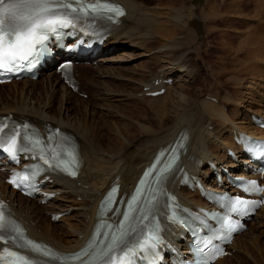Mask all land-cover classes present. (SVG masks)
<instances>
[{
	"label": "bare ground",
	"instance_id": "6f19581e",
	"mask_svg": "<svg viewBox=\"0 0 264 264\" xmlns=\"http://www.w3.org/2000/svg\"><path fill=\"white\" fill-rule=\"evenodd\" d=\"M115 1L118 2L124 9L125 15L119 20L120 23L109 26L110 35L107 38L106 43L114 47L120 45H127V47L133 45L134 47L135 45L140 47L139 49H141V47L145 49L147 44L150 42V36H159L161 39L163 38L164 41H168L166 43V49L163 52L166 54L165 62L170 66V68L166 67V69L169 68L166 72H163L161 69L158 72L156 71L152 74V76H149L151 77L149 80H145V75L142 72L139 75L140 78L138 77L139 79L133 77L132 75L137 73L136 67H134L133 72H131V69H127V71H125L128 72L130 76L128 74L123 75L116 72V70H119V68L122 70L126 68H114L112 66L106 67L104 74L111 73L113 71L114 76L123 80H127L128 85H120L128 88V90L116 89L111 91L110 81L97 80L93 82V78L91 79L92 76L89 78L85 75H80L79 80H81V84H78V92L86 91V88L82 83L83 80V82L88 86L92 85L93 83L98 86H103L104 89H99L100 91L96 90L95 97L98 99L105 98V100H112L114 99L112 98L113 96L110 98H107V96L115 94L120 96L117 98V100L122 97H126V99L134 98L137 101L141 100L145 101V103L148 102L149 106H151L148 109H139V111H137L136 107L133 106L128 110L126 109L127 112L125 111L126 113H124V116L132 118L133 122L130 121L131 123H127L123 121L118 123L114 129V134L117 137L115 140L109 137V143L107 145L102 144L100 140L104 136H102L101 132H98V120L94 119L93 117H91V119L88 117L89 119L87 120L86 113H84L82 116L78 109H71L69 105H66L71 103L70 99L71 97H74L75 94L72 89L60 83V79L55 72H50L47 75L48 80H45V90H43V94L46 93L48 96L45 94L46 98L44 97L43 100L35 98L37 100L36 104L31 102V100L34 99V96L36 95L35 91L33 88L26 89L25 84L28 81H38V79L22 80L24 83L21 88L16 86L19 81H12L10 83L13 84L14 88L11 89V92L3 91L0 85V113L11 112L17 118H29L37 124H45L46 122H49L53 126H59L61 129L71 132L79 144L81 168L78 177L76 179H65L62 177L56 178L54 183L50 184L48 187L51 189V191H61L62 195L55 197L50 203L44 206L47 208V211H50V213L59 211L61 212L65 209L73 210L75 214H73L71 218L62 217L64 220L66 219V221H69V218L74 221L70 225H67L69 226V231L61 233L56 230V226L51 224V221L46 222L44 221L43 217L41 218L40 216H37L33 209L34 206L36 207L34 204L36 201L34 203L28 204L26 201H31V199L15 194L14 191H9L0 178V194L10 200L11 206L14 209L16 215L26 224V227L29 229V233L39 240L44 241L62 251L73 250L84 242L92 226L98 200L102 192L109 186L114 177L118 176L121 183V189L128 191L133 186L136 178L144 166L150 162L156 150L159 147H164L167 144L172 143L176 138H179V136L184 133H188V137L190 139V145L185 159L188 158V160H190L187 162V164H189L191 168H197V170L201 171L202 174H207L208 170L206 168V159H215L217 161H221L223 157L226 158L225 161L229 164L228 166L236 167V165L228 161L225 154H222V156L218 155L219 149L222 148V143L220 144L219 142V140L222 139L220 130L216 129L214 132L213 130H207L208 125H212L211 121H215V117L218 118V121L220 119L222 122L232 123V120L229 118L230 115L228 114V111L221 110L217 104L213 103L212 101L210 102L209 100H203L199 103V101L197 102L194 97L191 96L192 93L190 90L180 86L177 88H173L172 86V83L175 80L173 77H171V73L174 70L183 69V72H185L184 75L189 77L191 76L193 79L192 70H190L187 65V57L189 56L188 50H190L191 42H193L197 38V34L200 33L201 27L200 20L198 16H196L194 10L189 9L186 12L185 7L181 6L180 4V6L177 8L174 6H169V13H167V11H164V7L161 8L155 5L151 8L148 7L143 1ZM167 1L170 2V0ZM198 1L199 0H196L197 3ZM237 3L238 2L236 1L235 5H237ZM217 4L218 3H215L214 6H218ZM256 8L257 10L255 13L258 12V15L261 12L264 13V0H257ZM177 29L184 36L179 42L173 41L169 43V41H172L169 39L172 38V35ZM256 38L257 36L254 38L253 35L247 36L244 41H238V45H233L234 48L231 47L230 49L231 51L234 50L233 53H238L244 49L246 52H248L247 57H251L253 62L256 61L263 63V59H260L259 57H253L256 56L255 54H264V49L262 51H256V49L259 47L257 44L260 41L258 38L262 37L258 36V38ZM153 42L154 41H152V43ZM227 47L228 46H226V48ZM186 53L187 55L185 56ZM143 54L145 55L146 53ZM98 60L100 62H114L116 59L114 56H101L98 57ZM252 61L250 60L249 66V69L252 72L253 70L257 73L264 71L261 70V68L259 70V67H256V64L252 65ZM167 78L173 79V82L171 84L155 85V81L162 83V79ZM149 82L150 85L154 86L152 90H157L161 87H164L166 89L164 94L157 97L146 98L143 87L147 86ZM58 83H60L61 86V95L59 98L58 109H56V107L53 105V102L57 96L55 86H57ZM139 83H141L142 86L139 90H137L136 84L138 85ZM49 87L51 90H49ZM130 89L131 91H129ZM183 89L187 92H183ZM87 91L89 93L94 92L90 88ZM138 91H141L143 97H136V93ZM208 95L210 97L214 96L211 94ZM136 100L132 99V103H137ZM63 101L65 102L63 107L64 112H66L65 115H61ZM80 101L85 103L82 99ZM102 106L104 105L102 104ZM70 109L75 110L77 115L71 116L69 114ZM123 109L124 108L121 110ZM149 111H151L153 114L155 122L154 124H143L140 121V118L149 119ZM236 111L237 109H234L232 115L236 114ZM170 116H173L175 121L171 122L173 119L171 120ZM250 116L251 115H249L248 120L250 119ZM135 118H137V120ZM168 121H170V124H168ZM102 123H104L103 129L109 128L108 122L102 120ZM242 123H244V121ZM245 128L246 127L243 125L232 126L230 132L231 140H221L223 145H225L224 150L226 147H233L232 134H237L239 131H242L252 135V132L247 131ZM258 134L259 135L252 136L264 138V133L262 130H260ZM182 191L184 194L183 198L185 199V203H188L189 201L191 203H200V199L196 197L197 195L195 193H190L188 191L184 193L185 190ZM76 197H81L79 202L75 201ZM58 201H66L71 203L64 206L58 204ZM16 202H18L17 205H15ZM49 219L51 220V216ZM256 219H259V223L258 226L255 227L260 229L263 228V233L264 227L262 226H264V207H262L257 212L255 220ZM255 227L251 226L248 228L247 232L245 231L241 233L235 238L233 244L230 247L231 251L237 248L241 249L239 250V253L235 254L234 256L237 260V264L247 263L246 257H244L247 254L252 259L254 250L251 247V244H253V242L258 244L259 236L253 232L250 240L245 239V237ZM55 231L57 233H55ZM227 260L228 257H224L219 259L215 264H222L227 262Z\"/></svg>",
	"mask_w": 264,
	"mask_h": 264
},
{
	"label": "snow or ice",
	"instance_id": "6c2138e0",
	"mask_svg": "<svg viewBox=\"0 0 264 264\" xmlns=\"http://www.w3.org/2000/svg\"><path fill=\"white\" fill-rule=\"evenodd\" d=\"M123 15L122 7L115 0H0V73L17 71L46 55L50 37H59L61 29L74 27L81 19L92 17L115 21ZM5 129H9L7 134ZM57 140L60 142L54 143ZM0 149L13 159L19 152H31L47 165V169L39 164L32 165L30 175L14 172L8 183L16 188L34 190V178L41 171L58 170L75 177L80 164L77 146L59 129L45 141L29 124H9V118H0ZM175 152L176 149H172V158L163 167L157 169L154 163L144 172L136 188L137 194L126 202L127 209L121 213L123 219L116 225H101L108 229L97 233L104 239L90 240L84 249L71 256L57 255L47 246L27 237L24 229L6 214L5 205L0 201V242L3 245L0 247V264H46V261L36 259L37 256L48 257L60 264L69 261H80L81 264H137V258L146 261L148 255H154L159 243V226L153 224L149 227L144 225V221L149 219V213L157 203L161 194L159 186L172 168ZM146 177H152L151 183L145 180ZM250 183L252 187L249 190L260 191L255 182ZM140 185H146V188ZM116 190L113 188L102 201V211L113 210L110 205L114 203ZM250 203L255 202L237 197L229 199L227 207L231 212H239ZM223 225L228 231L237 227L228 219L223 221ZM203 243L207 247L210 241ZM141 253L144 255L141 256Z\"/></svg>",
	"mask_w": 264,
	"mask_h": 264
},
{
	"label": "rangeland",
	"instance_id": "374dc122",
	"mask_svg": "<svg viewBox=\"0 0 264 264\" xmlns=\"http://www.w3.org/2000/svg\"><path fill=\"white\" fill-rule=\"evenodd\" d=\"M137 1H143L144 3H146L148 7L151 8L154 7L155 5L161 8L164 7L163 9H165L164 11L165 12L167 11V13H169V9H168L169 6L170 7L174 6L177 8L180 6V4L181 6L185 7L186 12L189 9L194 10L196 16H198L200 20L201 27H200V33L197 34V38L193 42H191L190 50H188L189 56L187 57L188 58L187 65L188 68L192 70L193 79L191 78V76L189 77L187 75H184L185 72H183L184 71L183 69L174 70L171 73V77H173V79L175 80L172 83L173 88H177L179 86L184 87L185 89L190 90V92L192 93L191 96H193L197 102L199 101L200 103V101L209 100L210 102L212 101L213 103L217 104L221 110L228 111V114L230 115L229 118L230 120H232L233 124L229 122H222L220 119L218 121V118L215 117L214 118L215 121L214 120L213 122L211 121L212 125H208L207 127V130H211V131L213 130V132L216 131V129L220 130L221 132L220 135L222 136L223 139V140L221 139L222 141L230 140L229 133L231 132V128L234 125L235 126L243 125L244 127H246L245 129L247 131L252 132V135H259L258 133L260 132V130L259 129L253 130V127L250 126L248 118L250 113H255L264 116V71L261 73H257L254 70L252 72L249 69L250 60L252 61V58L247 57L248 52H246L244 49L241 50L243 52L239 51L238 53H233L234 50L231 51L230 49L231 47L234 48L233 45L237 46L239 43L238 41H244V39H246L247 36H252V35L254 38L256 36L257 38L258 36L263 38V40L262 38H258V40L260 39L259 41L260 43L258 42L257 45L259 47L256 49V51L257 50L262 51L264 49V13L261 12L259 13V15L257 14L258 12L255 13V11L258 8V7L256 8L257 0H240V1L236 0L238 2L237 5H235L236 2L235 0H218V1L199 0L198 3L196 2V0H170V2H168L167 0H163V1L137 0ZM215 3H218L217 4L218 6L216 5L214 6ZM183 36L184 35L177 29L175 33L172 35V38L169 39L172 40L169 41V43L173 41L179 42ZM150 37H151L150 42L145 47V49L148 52L142 47L141 49H139L140 47L135 45L134 47L133 45L130 47H127V45H120L119 47L115 48V50H113L110 54L106 55L108 57L114 56L116 59L114 62L103 61L99 65L95 63V61L92 63L82 62L79 63L78 69L82 75H85L89 78L92 76L91 79L93 78L94 80V81L92 80L93 82L97 80L110 81L111 91L116 89L128 90V88L120 85V84L128 85L127 80H123L120 79L119 77L114 76L113 71L111 73L104 74L105 68L109 66H112L114 68L116 67L126 68L123 70L119 68V70L117 69L116 72L118 74L129 75V73L125 71H127V69H131L132 70L131 72H133L134 67H136L137 73H135V75L132 76L136 78L138 77L140 78L139 75L142 72L145 75V80H149L151 78L149 76H152L153 73H155L156 71L158 72L160 69L163 70V72H166L170 68L169 64L165 62L166 54H164L163 52L166 49V43L168 41H164L163 38L161 39L159 36H150ZM152 41L154 42L152 43ZM226 46L228 47L226 48ZM143 53L146 54L144 55ZM186 55L187 53L185 54V56ZM255 55L256 56L253 57L256 58L259 57L260 59L264 60V54L263 55L255 54ZM254 64H256V67H259V70L260 68L261 70H264V61L263 63L255 61L252 63V65ZM166 67L169 68L166 69ZM49 72L50 71L44 73L43 77L39 78L38 81H34V82L28 81L26 82L27 85L25 84L26 89L33 88V90L36 93L34 99L31 100V102H33L34 104L37 103V100L35 98L39 100H43L44 97L46 98V95L48 96V94L46 93L43 94V90H45L44 88L45 80H48L47 75L49 74ZM23 83H24L23 81H19L16 86L18 88H21ZM85 84L84 86L87 87V84L86 85ZM141 86H142L141 83H139L138 85L136 84L137 90H139ZM55 87H56L55 90L57 92L56 94L57 96L55 101L53 102V105L54 107H56V109H58L59 98L61 95L60 83H58L57 86ZM13 88L14 86L11 83L1 85V89L5 92H11L12 91L11 89ZM89 88L94 92L91 93L86 92L85 97H80L77 95L71 97L70 99L71 103H68L66 105H69L71 109L72 108H75V110L78 109L82 116L84 115V113H86L87 120L89 119L88 117H90V119L91 117H93L94 119L98 120V125H99L98 132H101L102 136H104L101 138L100 141L104 145H107L109 143L108 142L109 137L113 138L114 140L117 138L116 135L114 134V129L118 123L123 121L127 123L133 122L132 118L124 116V113L127 112L126 109L128 110L133 106L136 107L137 111H139V109H148L149 107H151L149 106L148 102L145 103V101H141V100L137 101L134 98H129L130 99L129 100L126 99V97H124L125 99L122 97L120 98L121 100L120 99L117 100V98H119L120 96L115 94L107 96V98L113 96L112 98L114 99L112 100H105V98L98 99L95 97L96 90L100 91L104 89L103 86H98L95 85V83H93L92 85L88 86V90ZM49 90H51L50 87ZM129 91H131V89ZM182 91L187 92L184 89ZM208 94L216 96V97L211 96L214 97L216 100L215 101L210 100L209 99L210 96ZM136 97L139 98L143 97L141 91H138L136 93ZM81 99L85 103L81 102L80 101ZM132 99L136 100L137 103L135 104L132 103L133 102ZM62 104L63 105H62L61 115H65L66 112H64V108H63L65 102L63 101ZM102 104L104 106H102ZM119 107L121 109L122 108L124 109L121 110ZM71 109L69 111V114L71 116L77 115L75 110H71ZM234 109L235 110L237 109V111L236 114L232 115ZM170 117L171 120L173 119L171 122L175 121L173 116ZM148 118L149 119L140 118V121L143 124H154L155 119L153 118V114L151 113V111L148 112ZM135 119L137 120V118ZM102 120L109 123L108 129H103L104 123H102ZM243 121L244 123H242ZM168 124H170V121H168ZM255 130H258L259 132H256ZM221 140H219L220 144L222 143L221 144L222 148H220L218 151L219 156H222V154H224V148H225L224 147L225 145H223V142H221ZM222 159H226V158L223 157ZM80 198L81 197H76L75 201L79 202ZM26 202H28V204L34 203V201H26ZM17 203L18 202H16L15 205H17ZM57 203L65 206L71 202L58 201ZM34 204L36 205V207L34 206L33 209L36 212V215L40 216L41 218L43 217L44 221L46 222L50 221L49 219L51 216L50 211H48L49 212L48 215L46 210L47 208L44 207V205H39L36 203ZM66 210L68 211V209H65L63 211L65 212ZM73 214H75V212L72 211L70 215L64 218H68V217L71 218ZM70 218L69 221L68 220L66 221V219L64 220L62 218L63 220L60 219V221L56 223L51 222V224L56 226L57 231L64 233L65 231H69L68 229L69 226L67 225H70L71 223L74 222ZM258 223H259V219L253 220L250 224V227L251 226L257 227ZM256 227L249 234L246 235L245 239L250 240L252 237V233L254 232V234H258L259 236L258 241L260 243L258 242V244H255V242H253V244H251V247L254 250L252 259L250 258V256H248V254L245 255L244 257H246L247 263L244 264H264V232L262 233L263 228L260 229ZM55 233L57 232L55 231ZM239 250L241 249L240 248L239 249L237 248L235 250L233 249L234 254L231 257H228L227 262H224L222 264H231V263L237 264V260L234 256L235 254L239 253Z\"/></svg>",
	"mask_w": 264,
	"mask_h": 264
}]
</instances>
